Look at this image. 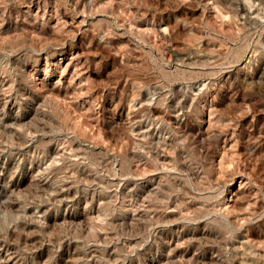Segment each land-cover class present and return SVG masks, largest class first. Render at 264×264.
I'll return each mask as SVG.
<instances>
[{
    "label": "rangeland",
    "instance_id": "rangeland-1",
    "mask_svg": "<svg viewBox=\"0 0 264 264\" xmlns=\"http://www.w3.org/2000/svg\"><path fill=\"white\" fill-rule=\"evenodd\" d=\"M0 264H264V0H0Z\"/></svg>",
    "mask_w": 264,
    "mask_h": 264
}]
</instances>
